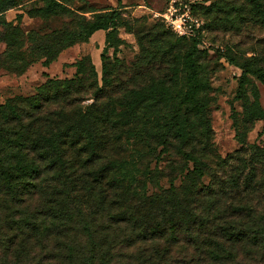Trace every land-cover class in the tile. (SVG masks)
<instances>
[{"label": "trees", "instance_id": "16d2710c", "mask_svg": "<svg viewBox=\"0 0 264 264\" xmlns=\"http://www.w3.org/2000/svg\"><path fill=\"white\" fill-rule=\"evenodd\" d=\"M42 1L45 7L32 9L31 16L49 15L62 6L55 0ZM16 5L14 0H0L1 41L8 45L3 56L12 58L16 46L21 47V30L3 15ZM120 14L118 9L97 14L84 23L79 41L89 42L94 33L107 30L110 43ZM74 42L67 33L58 47L41 44L45 65ZM106 49L101 54V87L89 54L75 64L78 75L92 76L97 85L91 104L81 105L87 91L78 86L81 78L50 79L37 94L0 105V264H114L123 249L134 252L137 264H173L170 256L177 248L191 251L192 257L175 264H238L234 249L244 253L243 259L264 263V147L253 145L247 157L238 153L222 161L229 165L237 158L240 164L235 169L240 176L232 175L228 185L209 172L203 154L211 137L204 101L209 83L194 46L186 54L177 47L182 66L161 85L153 83L104 103ZM170 51L171 46L161 54ZM258 60L254 56L239 64L237 97L245 102L239 133L243 143L250 125L264 121L258 87L249 82V75H254L264 84V67ZM26 65L22 62L21 67ZM184 78L188 88L180 85ZM110 134L115 141L131 136L146 150L134 148L137 153L126 164L111 162ZM173 143L184 148L178 174L187 171L190 186L172 185L149 195L154 172L149 165ZM201 144L203 152H198Z\"/></svg>", "mask_w": 264, "mask_h": 264}, {"label": "rangeland", "instance_id": "374dc122", "mask_svg": "<svg viewBox=\"0 0 264 264\" xmlns=\"http://www.w3.org/2000/svg\"><path fill=\"white\" fill-rule=\"evenodd\" d=\"M14 1L18 5L8 9L3 16L20 28L18 40L21 47L16 46L14 58L3 56L8 45L1 41L3 36L0 33V105L16 97L37 94L50 79L81 78L84 80H80L78 86L87 89L82 95L81 105L91 104L97 85L92 76L85 78L86 75H78L75 64L89 54L98 73V86H103L101 54L107 46L108 87H103L102 98L106 103L153 83L161 85L162 81L171 78L174 68L179 65L177 47L181 46L182 54H186L193 52L194 46L199 55L200 68H205V79L209 83L204 101L211 124V137L210 145L203 153L204 161L210 166L209 172L226 180L228 185L232 175L240 176L235 170L240 164L237 158L229 165L222 161L238 153L247 157L253 145L264 147V121L261 119L250 125L245 142H242L239 133L245 115V102L237 97L242 76L239 64H246L255 56L264 67V0H55L62 6L45 16L30 15L32 9L45 7L46 2L42 0ZM116 9L121 14L110 43L106 41L107 30L97 31L89 42L79 41L77 34L84 23L97 14ZM183 23L189 26L187 34L180 33L179 24ZM67 33L77 42L63 49L53 62L45 65L46 52L39 46L58 47L59 40ZM179 38H184V41H178ZM170 46L172 51L162 55ZM22 62L27 64L26 67H21ZM5 68L19 69L12 72ZM249 82L258 87L260 106L264 110V84L254 75H249ZM180 85L189 87L186 78ZM246 88L247 96L252 100L250 86ZM166 103L170 105V101ZM116 133L122 132L119 130ZM113 136H108L113 144L107 150L111 162L126 164L134 159L135 149L146 150L143 144H135L131 136L124 135L117 141ZM196 147L202 150L204 145ZM161 150L162 146L156 155ZM183 150L173 143L167 152L153 159L149 165L154 171L148 183L149 195L162 193L172 185L190 186L185 178L187 171L178 174L184 166L179 155ZM187 164L193 167L192 162ZM210 173L203 179L206 184L210 182ZM248 173V170L245 171V175ZM234 253L238 255V264H264L258 259H243L244 253L238 249H234ZM118 255L120 257L114 264L138 262L134 260L131 249L120 250ZM130 255H133L132 259H129ZM171 257L175 264L177 260L186 261L192 256L191 251L177 248L172 251Z\"/></svg>", "mask_w": 264, "mask_h": 264}, {"label": "built area", "instance_id": "2783aa9c", "mask_svg": "<svg viewBox=\"0 0 264 264\" xmlns=\"http://www.w3.org/2000/svg\"><path fill=\"white\" fill-rule=\"evenodd\" d=\"M188 27H189V26H187L186 23H185V24H184V23H183V24H179V28H180L179 30H180V33H181V34H183V33H185V34L189 33V30H190V29H189Z\"/></svg>", "mask_w": 264, "mask_h": 264}]
</instances>
